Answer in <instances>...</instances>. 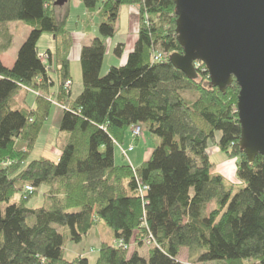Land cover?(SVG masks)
Wrapping results in <instances>:
<instances>
[{"label": "trees", "instance_id": "16d2710c", "mask_svg": "<svg viewBox=\"0 0 264 264\" xmlns=\"http://www.w3.org/2000/svg\"><path fill=\"white\" fill-rule=\"evenodd\" d=\"M54 2L0 0V54L12 43L6 23L30 28L13 65L0 60V264H90L66 260L65 246L80 245L95 225L114 243H100L94 264H187L184 251L197 264H264V157L249 163L240 150L234 82L222 93L206 71L190 80L169 63L181 53L173 0H80L97 35L80 51L75 99L69 13L59 18ZM122 6L138 7L137 40L124 64L101 75ZM43 34L53 47L39 54ZM123 50L118 44L113 54ZM55 108L65 143L56 160L28 163ZM134 126L159 141L138 169L120 154L133 151L141 135H132ZM211 146L235 161L236 184L215 173ZM41 188L42 206L26 207Z\"/></svg>", "mask_w": 264, "mask_h": 264}, {"label": "water", "instance_id": "95a60500", "mask_svg": "<svg viewBox=\"0 0 264 264\" xmlns=\"http://www.w3.org/2000/svg\"><path fill=\"white\" fill-rule=\"evenodd\" d=\"M67 0H55L61 7ZM181 48L169 63L187 79L205 68L209 83L226 92L238 87V145L249 163L264 157V0H173Z\"/></svg>", "mask_w": 264, "mask_h": 264}, {"label": "rangeland", "instance_id": "374dc122", "mask_svg": "<svg viewBox=\"0 0 264 264\" xmlns=\"http://www.w3.org/2000/svg\"><path fill=\"white\" fill-rule=\"evenodd\" d=\"M136 12L138 11L135 10ZM139 12V11H138ZM133 16L132 18L135 19V21L133 22V25L137 23V26L139 24V15ZM126 6H123L120 8L119 10V18L118 21L116 23V33H115V38L112 39V45L110 47V45L107 44V48L108 49V54L105 56V61H104V65H103V69L101 71V75H104L108 69L112 66L111 65V60L114 57L113 54V48L116 45L115 43L117 42V40L120 38L121 34H124V26L126 24ZM6 26L8 28L7 31H11V36L13 38V42H12V47L10 52L12 51V53H14L15 48H18L21 43L26 39L30 28L28 27V25L26 23L23 22H9L6 23ZM138 30V27H137ZM3 33V30L0 29V35ZM1 42H5V40L2 38V36H0V43ZM49 47H51V36L48 34H43L42 37L40 38L38 44H37V48L39 50L40 53H43L44 51H46ZM113 47V48H112ZM110 48H112V50H110ZM9 54V53H8ZM159 55H161L159 57ZM155 58L159 59L162 58L163 55L160 54L159 52H156L154 55ZM118 63V62H117ZM116 65H120V64H116ZM114 65V66H116ZM194 66V64H193ZM201 68H203V66H201ZM198 71V70H197ZM70 72H72L71 76L72 79L74 81V83L77 82V79H79L81 81V74H80V67H78V65L72 64L71 68H70ZM186 96L188 99L194 100V98L196 97L195 94L192 93H186ZM61 114L58 112L57 109H53L49 119L46 121L45 125L42 128V131L40 132V134L38 135L35 144L33 145V148L30 151V156L28 158V163H30L33 160H37L40 157L45 158V159H50V160H56L58 154L61 151V148L63 147L64 143H65V139L68 136L67 133H60L59 132V123H60V118ZM131 142L130 139V134L127 132L126 134V138L125 141L123 142L124 144V149H126V147L128 146V144ZM158 144V139L151 136L150 133L147 131L146 126H141V135L138 139V141L135 143L134 142V149L131 153H127L126 157L123 156L122 152H120V154L123 156V161L126 164H130L134 169H138V167L146 160H148V158L150 157V153L154 147V145ZM27 152V151H26ZM214 153V154H213ZM119 151L115 150V162L121 163L122 159L120 157ZM209 155H210V159L214 164V171L219 173L226 184L228 183H235L236 184V179H231V177L225 176L222 171L223 169V165H225L228 161L227 157L221 153L217 147L215 146H211L209 147ZM238 162V161H237ZM8 163V162H7ZM231 163H233V167L235 166V161H232ZM234 173H235V168H234ZM233 173V174H234ZM234 176V175H233ZM44 188H41L37 194L34 195V197H32L30 199L29 202L26 203V207L29 208H37L39 206H42L43 204V194L45 192L46 194V190L43 191ZM25 194V193H24ZM45 197V195H44ZM18 197H16L17 199ZM210 208H212V205L210 206ZM99 227H97V225H95L94 228H92L88 234V236L86 235L83 240L81 245H73L72 243H67L65 246L66 252H65V259L66 260H72L73 257H76L75 255H73L69 249L71 248H75V250L82 252V253H91L92 250H96L99 248V244L101 242H106L109 244H113L114 243V239L112 237V233L107 230L106 228H102L98 230ZM96 235V236H95ZM100 235V237H98ZM92 237V238H89ZM91 240H94L97 244L96 247L93 246H89V242ZM92 249V250H91ZM147 247L143 246L142 248H140L141 251L146 252ZM73 250V249H71ZM133 251V250H132ZM93 252V251H92ZM130 253L131 250L129 251ZM77 255V254H76ZM145 255V254H143ZM98 258V252H94L93 254L90 255L89 261L90 264H94L95 261ZM181 261L183 263H187V264H197L195 262V260L189 258L187 251H184L183 254H181L180 256Z\"/></svg>", "mask_w": 264, "mask_h": 264}, {"label": "crops", "instance_id": "0c3cea01", "mask_svg": "<svg viewBox=\"0 0 264 264\" xmlns=\"http://www.w3.org/2000/svg\"><path fill=\"white\" fill-rule=\"evenodd\" d=\"M137 9H138L137 6H126L127 17H126V24L124 26V34L120 35V38L117 40V42L115 43L116 45L114 46V48H115L118 44H123L124 50H123V53H122L120 58H118L114 54H112L115 57L110 62L112 66H114L116 64H120V65L124 64V62L127 59L128 54L134 48L135 42L137 40V27L138 26H137V23L133 25V22L135 21V19H133L132 17L137 15L138 11L137 12L135 11ZM66 12L69 13L67 27H68L69 31L71 32V38H72V46H71V50L69 53L70 68H71L72 64L78 65V67H79V56H80V51H81L82 47L89 45L91 43L92 39H94L97 35V26L95 24L96 19L93 18V19H91L90 22L86 23L89 20V14L83 8V5L81 4L80 0H67V2L64 3L61 7L56 8V14L59 18H61ZM95 16H96V14H95ZM11 33H12L11 31H8V34L10 36H11ZM114 38H112V39H114ZM112 39H109L106 41V54H105V56L108 54V49H109V48H107V44L110 45V47H111V45H112L111 40ZM12 42H13V38H12ZM12 45L13 44L11 43L9 49H7V51H4L0 54V60H1L2 64L7 68H10L13 65V63L15 61L17 50L19 48V47L15 48L14 53H12V51L10 52ZM52 47H53V41L51 38V47H49L48 49H52ZM112 48H110V50H112ZM114 48H113V50H114ZM38 52H39V50H38ZM45 52L46 51H44L43 53H45ZM39 54H41V53L39 52ZM104 61H105V58H104ZM104 61H103V65H104ZM103 65H102V69H103ZM102 69H101V71H102ZM71 74H72V72H71ZM71 91H72V99H75L82 92V85H81V81L79 79H77L76 83H74V81L72 79V90ZM23 101L24 100H22L21 96L17 97L16 103H17L18 107H20V108L23 107L22 106ZM26 103L33 105L31 100L26 102ZM55 109H57L58 112L61 113L60 109H58V108H55ZM227 161L228 162L225 165H223V169H222L223 173L222 174H224L225 176L231 177V179L233 180V179H235V173H234L235 166L233 167V163H231L232 161H230V160H227ZM215 173H217V172H215ZM88 234H87V236H88ZM89 238H92V237H89ZM89 246L96 247L97 244L94 240H91L89 242ZM71 249H73V250H71ZM71 249H69V250L73 255L79 256V257H85L88 260H89L91 254L98 251V249H96V250L91 249L93 251V252L91 251V253H89V252L88 253H82V252L75 250V248H71ZM138 250L142 256H144L143 254L146 255V252L143 253V251H141L140 249H138Z\"/></svg>", "mask_w": 264, "mask_h": 264}, {"label": "built area", "instance_id": "2783aa9c", "mask_svg": "<svg viewBox=\"0 0 264 264\" xmlns=\"http://www.w3.org/2000/svg\"><path fill=\"white\" fill-rule=\"evenodd\" d=\"M161 55H159V57H160ZM155 58V57H154ZM163 58V57H162ZM156 59V58H155ZM159 59H161V58H159ZM201 66H203L201 63H199V62H195L194 63V68L196 69V70H201L202 72H205L206 70H205V68L203 67V68H201ZM68 85V84H67ZM140 132H141V129H140V127L139 126H134L133 128H132V135L133 136H139L140 135ZM132 148H129V151L131 150ZM122 152V154H123V156L124 157H126V151H121ZM145 189V188H144ZM143 189V190H144ZM25 192H27V193H31V192H33L32 191V189L30 188V187H27L26 188V190H25ZM142 192V191H141Z\"/></svg>", "mask_w": 264, "mask_h": 264}]
</instances>
